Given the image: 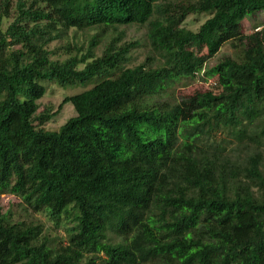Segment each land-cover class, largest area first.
<instances>
[{
	"label": "trees",
	"instance_id": "16d2710c",
	"mask_svg": "<svg viewBox=\"0 0 264 264\" xmlns=\"http://www.w3.org/2000/svg\"><path fill=\"white\" fill-rule=\"evenodd\" d=\"M159 1L18 0L4 27L0 0V196L72 221L54 245L0 204V264H264V24L243 31L264 0H172L156 18ZM194 14L207 16L196 30ZM129 25L147 26L162 66L133 65ZM70 29L95 34L53 58ZM230 41L238 58L206 69ZM204 69L219 92L165 98ZM44 81L84 89L41 110ZM67 103L76 115L46 129Z\"/></svg>",
	"mask_w": 264,
	"mask_h": 264
},
{
	"label": "rangeland",
	"instance_id": "374dc122",
	"mask_svg": "<svg viewBox=\"0 0 264 264\" xmlns=\"http://www.w3.org/2000/svg\"><path fill=\"white\" fill-rule=\"evenodd\" d=\"M18 0H10V12L11 17L5 22L4 27L7 26L8 22H11L15 15L16 3ZM172 0H163L156 3L155 17H159L162 13L163 6ZM205 14H194L187 18L184 25L191 29H198L199 26L206 20ZM264 24V11H259L243 21L244 33H251L256 29H260ZM121 29L126 31L125 39L134 42V46L131 49L132 63L133 65L142 63L149 58V62L152 67H159L163 65V59L152 49L147 38V26L140 25H129L123 26ZM95 34V30H75L70 29L66 37L52 41L49 44L50 50H52L51 56L53 58H65L68 56V45L72 44L70 51L75 52L76 46L83 48L84 51L89 47V42L92 35ZM113 35L112 30H107L104 35L100 38L102 42L96 48V53L100 54L105 43ZM240 54V48H236L232 41L224 44L220 52L211 60H208L205 67L206 69L217 63L225 56H232L238 58ZM206 69L202 70L193 78H184L172 86L168 91L165 98L172 102H183L189 101L195 98V101L201 102V94L207 91L219 92V88L216 85V78L208 75ZM47 86L46 95L40 100V109L43 110L46 107H51L53 110L58 109L59 105L67 95L77 93L84 89L82 86H63L55 81H44L42 82ZM205 104V103H204ZM204 104L200 105L203 106ZM200 111V110H199ZM76 115V111L72 103L64 104L61 111L49 122L46 123L45 127L49 130H58L62 124L71 116ZM198 115H195L192 119L182 121L179 128V135L183 139L188 131H190L193 125L197 122ZM226 139L235 141L234 137L226 135ZM0 204L3 205V211L11 210V217L14 220L25 219L27 222L33 224L43 225V234L47 235L51 239V244L58 245L60 242H65L67 238L66 229L63 224L71 226L72 221L64 219L61 226H57L55 220H53L46 211L34 212L25 201L12 194H3L0 196Z\"/></svg>",
	"mask_w": 264,
	"mask_h": 264
}]
</instances>
